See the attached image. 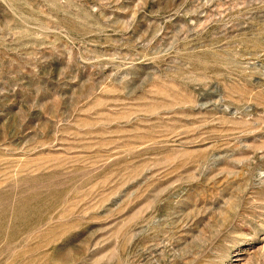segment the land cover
Returning <instances> with one entry per match:
<instances>
[{"label": "rangeland", "instance_id": "374dc122", "mask_svg": "<svg viewBox=\"0 0 264 264\" xmlns=\"http://www.w3.org/2000/svg\"><path fill=\"white\" fill-rule=\"evenodd\" d=\"M0 264H264V0H0Z\"/></svg>", "mask_w": 264, "mask_h": 264}]
</instances>
